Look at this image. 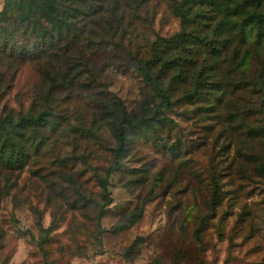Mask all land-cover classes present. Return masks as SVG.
Listing matches in <instances>:
<instances>
[{"label": "rangeland", "instance_id": "1", "mask_svg": "<svg viewBox=\"0 0 264 264\" xmlns=\"http://www.w3.org/2000/svg\"><path fill=\"white\" fill-rule=\"evenodd\" d=\"M179 1L150 0L137 11L141 37L177 33L172 6ZM234 2L203 6L225 15ZM235 52L246 55L241 69L258 77L256 84L241 87V69L227 59L233 84L219 112L180 95L171 109L151 110L148 137L129 132L128 155L110 178L113 201L103 218L98 178L112 164L117 143L110 130L99 139L73 131L79 124L66 136L48 131V145L25 168L2 169L0 264H264V137L255 131L264 126V37L245 43L233 34L227 54ZM123 57L120 48L110 58L99 55L98 70L107 88L140 115L155 91ZM42 87L40 64L16 71L0 65V121L8 113L25 115L35 100L41 110ZM85 103L80 94L63 107H80L88 120ZM134 210L141 211L138 221L114 231Z\"/></svg>", "mask_w": 264, "mask_h": 264}, {"label": "trees", "instance_id": "2", "mask_svg": "<svg viewBox=\"0 0 264 264\" xmlns=\"http://www.w3.org/2000/svg\"><path fill=\"white\" fill-rule=\"evenodd\" d=\"M121 1L6 0L0 12V65L16 71L27 62L40 64L43 82L41 110L35 100L25 115L8 113L0 121V172L25 168L48 145V131L66 136L72 124H79L73 131L78 127L83 138L99 139L110 130L117 144L110 150L112 164L98 178L103 200L99 219L113 201L110 178L128 155L129 132L147 138L151 110L171 109L178 95L191 105L201 103L208 113L219 112L228 85L233 84L224 63L228 59L241 69L247 61L246 55L227 54L233 34L245 43L264 37V0H235L225 15L203 6L213 0L176 2L172 8L180 19V30L155 39L141 37L135 22L136 12L150 0ZM117 48L154 88L153 100L141 107L140 115L129 111L124 100L107 88L98 70L96 58H110ZM240 72L241 87L259 80L247 75L244 68ZM80 94L90 109L88 120H83L80 107L71 111L63 107ZM255 131L264 137V126ZM140 217L141 211L134 210L128 224L113 230L123 231Z\"/></svg>", "mask_w": 264, "mask_h": 264}]
</instances>
